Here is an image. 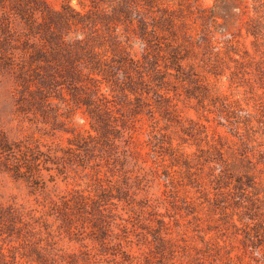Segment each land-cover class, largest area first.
Wrapping results in <instances>:
<instances>
[{"label":"rangeland","instance_id":"obj_1","mask_svg":"<svg viewBox=\"0 0 264 264\" xmlns=\"http://www.w3.org/2000/svg\"><path fill=\"white\" fill-rule=\"evenodd\" d=\"M36 1L83 12L79 0ZM189 1L217 17L187 19L199 35L183 73L152 71L130 37L141 81L112 62L102 25L105 71L79 65L80 98L41 94L33 72L25 84L19 42L0 58V135L13 151L0 154V264H264V0ZM3 4L19 31L32 0Z\"/></svg>","mask_w":264,"mask_h":264},{"label":"trees","instance_id":"obj_2","mask_svg":"<svg viewBox=\"0 0 264 264\" xmlns=\"http://www.w3.org/2000/svg\"><path fill=\"white\" fill-rule=\"evenodd\" d=\"M5 1L8 0H1L0 9V58L8 61V52L14 50V45L19 42L23 51H30V64L16 67L19 69L18 77L25 84L29 82L27 73L33 72L41 85L38 88L41 94L45 90L63 86L76 98H80L86 89L79 65L87 61L92 65V71L103 70L102 67L106 65L97 50L105 47L102 39L106 40L96 33L100 30L99 25L107 30L112 62L134 66L139 79L143 81V75L138 72L140 68L136 66L138 61L127 50L132 45L130 37L144 45L143 60L151 66L152 71L160 74L159 66L163 63L168 70L183 73L185 62L192 59L189 53H194L193 45L197 40L196 35H199H193L187 19L197 20L206 28L217 17L215 7L200 10L189 0L179 1L177 7L172 2L174 0H79L83 12L74 10L70 5L55 12L40 7L36 0H32L31 13H28V6L19 5L18 11L27 14L23 28L18 31L13 26L10 12L2 6ZM119 24L132 28L134 36L128 34L123 37L117 30H112L115 28L113 25ZM68 27L75 28L77 34L72 36L73 32L67 31ZM188 66H195V62H189ZM6 152H13L12 145L0 135V154ZM21 161L16 158L10 166L17 174L23 173L20 170ZM33 165L28 164L26 170L31 172Z\"/></svg>","mask_w":264,"mask_h":264}]
</instances>
